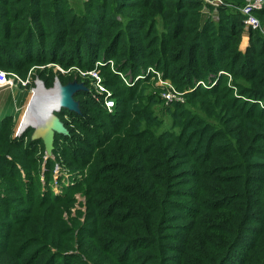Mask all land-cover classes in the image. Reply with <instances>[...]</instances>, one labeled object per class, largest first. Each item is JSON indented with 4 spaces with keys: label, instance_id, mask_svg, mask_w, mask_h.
Masks as SVG:
<instances>
[{
    "label": "trees",
    "instance_id": "1",
    "mask_svg": "<svg viewBox=\"0 0 264 264\" xmlns=\"http://www.w3.org/2000/svg\"><path fill=\"white\" fill-rule=\"evenodd\" d=\"M223 1L226 5L218 7V21L209 17L203 22V8L205 5L212 6L202 0H123L121 14L127 17L124 28H120L124 23L117 13L88 15L82 26L86 22L92 23L90 29L86 28L91 31L88 36H96L98 39L85 41L88 45L93 43L92 48L97 47V52L84 55L77 42V56H86L87 60L86 63L77 64L76 59L66 57L73 48H66L57 42L41 43L39 39L33 41V38H39V34L43 32L40 29L37 30L38 33L34 32L35 27L41 28L43 25L40 22L41 16L36 17L35 9L39 11L42 8L39 2L28 0L29 3L17 7L21 0H0L1 68L20 70L26 61L36 57L31 53L37 45L36 50L41 52L43 59L59 61V64L68 68L79 65L84 69H93L97 61L106 63L115 58L119 70L124 61L123 73L128 74L131 70L133 78L145 76L127 84L120 74L112 71L109 64L98 66L102 69L101 72L109 70L125 93L122 98L115 95L118 99L113 112L104 111L100 107L103 117L108 120V130L106 127L94 128L86 141L88 145L85 152L93 149L89 153L90 158L83 162V166L87 164L90 167L89 176L65 188L70 194L81 193L87 198L89 207L93 209L90 215L96 223V229L89 237L94 238L97 244L101 240L110 239L112 244L105 248L113 256H122L123 263L119 261L121 264H134L139 260L138 264H166L170 261L169 252L175 250L183 253L177 260L178 264H189L187 262H193L195 257H199V261H194L195 264H213L217 260H220L217 264H226L230 259L229 264H264V231L258 229L261 226L264 228V165H257V155L264 156L261 143L264 140V106L261 104L264 102V36L257 30H251L249 45L242 51L240 41L242 33H245V22L239 8L245 4V0ZM87 4L94 8L93 3ZM47 6L48 12H51H47V16L55 13L57 21L60 20L59 23L62 24L56 25L57 29L68 26L65 19L60 17L63 15L56 13L63 8L61 5L50 2ZM124 9L128 13H123ZM104 10L106 9L103 8ZM78 16L80 13L73 14L74 19ZM257 16L264 21V9L258 11ZM26 19L29 22L24 26L17 24ZM69 20L70 23L73 22L72 18ZM133 27L142 30L143 35L139 31L133 34L130 31L126 42L124 31ZM13 28L17 33H13ZM13 38H16L15 43ZM23 41H26L28 49L21 46ZM122 41L124 43L120 45ZM119 46L122 47L118 50ZM123 54H126V58L121 61L117 56ZM139 58L141 62L138 61ZM149 67L162 70L165 78L172 77L181 91L189 90L185 95L187 108L182 102L164 107L166 105L162 97L140 90L143 86L146 90L155 75L152 72L147 74ZM236 79L246 80L252 85L247 89H240L241 86L234 82ZM72 80L74 78L68 77L62 82ZM77 80L81 81L79 78ZM82 94L88 95L86 90L77 91L74 95L80 102L81 113L62 108L56 114L59 117L63 114L70 117L79 115L81 120H76L80 125L83 123L82 119H85L95 127L97 123L94 117H87L85 111H82L83 103L89 102L86 99L89 96L80 100ZM239 101L241 106L238 105ZM157 109L174 119L172 128L157 129L164 120ZM204 109L217 113L219 125L213 124L214 120L208 119L206 114L204 116L199 113ZM9 117L6 115L0 118V137L8 138V133L2 134L9 129L5 124ZM80 125L78 126L81 127ZM13 130L10 133L11 145L20 150L24 141L13 138ZM71 133V137H74L73 131ZM58 134H55L54 144L57 143ZM33 143L35 141L32 140L31 144ZM66 147H69L67 151L72 148L71 145ZM56 148L55 146V150ZM200 150L203 153L200 154ZM1 157L2 155L0 160L4 159ZM219 157L224 158L227 163L220 164L216 161ZM258 168L262 170L259 172ZM29 174L30 171L28 177ZM20 178L17 179L19 187L24 183L36 185L35 179L24 181ZM222 183L225 186L216 188L217 184ZM178 186L184 188L180 189ZM226 189L231 196L228 204L232 203L234 207L217 204L218 200L226 199ZM23 194L29 200V205L41 204L30 198V190L23 191ZM180 195L191 200V206H188L199 215L216 213L227 207L240 212L239 216L242 217L238 221L241 222L244 218L246 223L249 219L245 218L255 213L251 211L258 206L257 214L261 215L258 218L259 227L249 229L243 221L239 231L233 230L231 234L242 238L251 231L258 233L260 240H255L250 247V254L244 250L233 254L234 248H226L225 245L216 243L215 239L207 240L201 236L195 239L196 223L190 222L187 223L190 238L183 242L184 247L169 245L164 240L162 230L172 217L170 205L174 203L173 197ZM2 197L5 196L2 194ZM69 198L74 199L63 196L58 200L67 202ZM7 199L0 197V252L8 249L19 257L10 259L11 264H58L57 256L63 255L52 252L48 245L50 239L47 238V221L42 230L33 229L32 232L35 233H32L26 228L30 221L27 210L23 209L26 213L21 215L15 207L18 202L14 200L7 203ZM114 205L120 208L121 213L109 212L113 211ZM100 207H108L109 210L97 212ZM111 220L121 225L128 223L127 229L121 228L117 235L110 236L111 229L107 222ZM221 231L223 234L228 233L223 228ZM72 233L73 231L66 230L65 234ZM63 236L59 235L60 238ZM29 244L36 247L24 259ZM133 244H136L133 248L135 255L130 257ZM254 250L258 251L256 257L252 258ZM216 251L218 258L215 259ZM82 253L87 256L76 253L70 255L76 256V259L71 260L68 259L70 256H64L61 264H102L96 257H88L87 251ZM129 259L133 262H129ZM143 259L145 262L141 263Z\"/></svg>",
    "mask_w": 264,
    "mask_h": 264
},
{
    "label": "rangeland",
    "instance_id": "2",
    "mask_svg": "<svg viewBox=\"0 0 264 264\" xmlns=\"http://www.w3.org/2000/svg\"><path fill=\"white\" fill-rule=\"evenodd\" d=\"M36 1L39 2L40 5H42L41 6L42 8H39V11H37L36 9L35 11H36V17L41 16L40 22H42L43 25L40 26L38 24L41 28L35 27L34 32L38 33L37 30L39 29L43 32L42 34L41 33L39 34V38H33L34 39L33 41H37V39H39L41 43H47L48 41L51 43L57 42V44L63 45L66 48L67 47L73 48L70 49L71 53L66 54V57L71 56V58L76 59L78 61L77 64L86 63L87 61L86 56H81V57L77 56L79 51V48H76L77 42L82 47L80 51H82L84 55H86L87 53L95 54L97 52V47L92 48L93 43H90L89 45L86 43V41H89L90 39H98L96 36H88V34L91 31L87 30L86 28L90 29L92 23L88 24V22H86L82 26V24L86 21L84 20L86 16L104 14L105 12H108L110 14L117 13L118 18H121L122 22L124 23V25L120 26V28H124L126 26L125 23H127V17L121 14V8L124 7L121 5V1L123 0H36ZM134 1H138V0H134ZM202 1L212 6V8L208 6H205L203 8L202 10L203 22L206 21L207 18L209 17L214 21H218L219 10L217 7H220L222 5L225 6L226 4L224 3V1L223 3H218V4H214V3L211 4L210 1L212 0H208L209 3L206 0H202ZM50 2H54L56 5H61L63 7L61 10H57L56 13H61L63 16L60 17L65 19V23H68V26H66L64 29H57L56 25L60 26L62 24L59 23L60 20L57 21L55 17V13L52 12V15L47 16V12L49 10L47 5ZM27 3H29L28 0H21V2H18L16 6L22 7L24 4ZM87 3H93L94 8L88 7ZM103 8H105L106 10L103 11ZM74 13H80V16L74 19L73 17ZM123 13H128V10L124 9ZM25 14L27 13L25 12ZM70 18L73 19L72 23H70L69 20ZM28 22L29 20L26 19L25 21H18L17 24L24 26ZM30 24H32V22H30ZM28 26L30 25H27V27ZM14 29L15 28H13V33H17L15 32L16 30L14 31ZM130 31L131 34L137 33V31H139L141 32L140 35H143L142 30L137 29V27L126 29L124 31L125 32L124 37L126 35V39H125L126 42ZM22 32L23 31H21V33ZM24 33H27V31H25ZM48 33L51 34L48 35ZM249 35L250 32L249 34L242 33V37L240 41L241 44L242 42H244L243 40L245 39L246 36L249 37L248 40L250 42ZM15 39L14 38L12 39L14 40V43L16 42ZM30 41L32 40L30 39ZM121 43L122 44L120 45H123L124 41H122ZM241 44H240V49L242 50ZM21 46L24 49H28V46L26 45V41H23ZM87 47L89 48L87 49ZM121 47L122 46H119L118 50L121 49ZM242 47L244 48V45ZM10 48L12 50V47ZM33 49L35 51H33L31 54L35 55L36 57L26 61L25 65L20 70L7 69L2 67L3 70L9 73V76L14 77L15 79L12 84L6 85L4 87H0V118L6 115L10 116L8 120H6L5 122V124L9 127V129L2 134L4 135L5 133H8V138L0 137V155L4 157V159L0 160L1 162L0 163V197L1 198L7 197L8 198L7 203L13 202L14 200L17 201L18 203L15 204L16 205L15 207L18 208L17 212L21 213V215L22 213H26L24 211L27 210V212L29 213L28 215H30L29 218L30 221L26 225V228L31 230V232L33 229L36 231L42 230L44 227V222L47 221L48 224V227H46L47 238L50 239L49 240L50 243L48 245L51 247L52 252L59 253L58 255H60L61 253L63 255V256H57L58 264L62 263L64 256L75 255L76 253L83 254L82 253L83 251H87L88 257L90 256V258L96 257V260L102 264H121L119 263V261L122 259V256L120 255L113 256L110 254L109 250L105 248L106 245L108 246L110 245V243L112 244V241L110 239L108 241L106 240L107 244L106 241L101 240L102 243L101 245V243L97 244L98 242L94 238L89 237L91 233H94L96 229V223L94 218L90 215L93 209L89 207L87 203V198L81 193L70 194L66 191L65 188L73 186L89 176L88 172L90 171V167L87 164H84L83 166V162L90 158L89 153H91L93 149L92 150L87 149L88 152L87 153L85 152L86 147L88 145L86 141L88 138L91 137L92 130H94V128L105 129L106 127L108 130V126H107L108 120L103 117V114L100 112V109L102 108L104 111L107 110L108 112H113L115 108V104L114 107L109 106L108 102L113 100L115 103L118 99V98L116 99V97L119 96L120 98H122L125 93V91L120 88V85H118L119 83H116V81H114V78L112 75H110L109 70H105L101 72L102 69L98 68V66L100 64L101 65L109 64L112 71L120 74V76L126 81L127 84H130L131 81L134 82V80L136 81L138 79H141V77L137 76L136 78H133L132 75L130 74L131 70H129L128 74L123 73L125 71H122L123 63H124V61L122 60H125L126 54H123L122 56L119 55L117 56V58L122 61L120 65L121 66L120 70L117 68L115 58H113V60L107 61L106 63H104L103 61H97L96 66L93 69H84L79 65H73L68 68L62 64H59V61L56 62L50 58L43 59L41 57V52L39 50H36L37 45H35V48ZM124 52L125 51H123V53ZM73 55H75L76 57H72ZM138 61L141 62L142 60L139 58ZM159 72L160 75L153 76V79L155 78V80L153 79L151 80V82L149 83V87L146 90L144 86L143 88L140 89L143 93L145 91V93H151V94L153 93L163 98V95L168 93V88H171V86L181 91V89H179L176 86V83L174 82L172 77L167 76L165 78L163 71L160 70ZM57 75L60 76L62 80L68 77H72L74 79L79 78L81 81H83L84 85L87 87L86 91L88 95L82 94L80 96V100L89 96L88 98H86L87 100H89V102L83 103L82 111H85L87 117H94L97 124H95L94 125L95 127H93L91 126V124L87 123L85 119H82L83 123L82 125H80L78 121L81 120L79 115L70 117L68 115L63 114L60 118L67 127L68 133L58 134L56 138L57 143L54 144L53 154L47 158V153L43 140L32 139V136L35 133V129L32 128L31 126L30 129L27 128L28 130L25 129L24 131H21L17 129V125L20 119V115L24 110V106L27 103H29V101L32 100V97L37 95L38 93L37 91H39L37 89L39 87V84L41 83L42 85H44L46 90L48 88H52L54 86L55 76ZM175 80L177 79L175 78ZM234 82L235 84L241 86L239 87L240 89H247L252 85L248 81L242 79H236ZM36 89L37 91H35ZM79 91H83V90H79ZM237 91L239 90H236V92ZM43 95H45V93ZM241 99H242L241 101H244L243 98ZM185 100L187 101L186 96H185ZM241 101L238 102L239 106H241ZM175 103L167 102V100L164 99V104L166 105L164 107H170L172 104L174 105ZM182 103H184L185 105L184 107H186V102L184 101ZM261 104L264 106V102H262ZM199 113L204 116L206 114L207 115L206 117L208 119L214 120L213 124L219 125L217 113L211 111L208 112L206 109L201 110ZM158 114L161 117H164V120L163 123L157 126V129L172 128V121L174 124V119L172 120L171 116L168 113L163 114L161 110H158ZM78 125H80L81 127H79ZM12 130H13L12 132L13 138H18V140L24 141L23 142L24 145L20 150L16 149L15 146L11 145L10 133ZM71 131H73L75 135L74 137H71L72 134ZM32 140L35 141V143L31 144ZM261 141L264 149V140ZM65 145L72 146L70 151H67L69 147H66ZM55 146L57 147L56 150H55ZM201 153L203 152L200 150V154ZM257 157H258L257 165H261L262 167L264 165L262 164L264 162V156L257 155ZM216 161H218L220 164L227 163L225 159L221 157L216 158ZM260 170L262 169L258 168L257 171L260 172ZM29 171L31 172V174H29L30 176L28 177ZM82 171H85L86 173ZM19 175L21 176V178ZM19 178L20 180H24V181L35 179L36 185L30 186V185H25V183L21 184V182H19L21 184V186L19 187L17 183L18 181L17 179ZM210 183L213 182L210 181ZM222 184H217L216 188H221L225 186L224 183ZM178 188L183 189L184 186H178ZM27 190H30V198L35 199L37 202H40L41 204H37L35 206L29 205V200H27V197L23 194V191L27 192ZM2 194L5 197H2ZM225 195L227 200L224 198L218 200L217 204L219 206L224 207L228 204V200L231 197L228 189H226ZM63 196L64 197L70 196L73 197L74 199L69 198L67 202L63 200H58L59 198H63ZM173 200L174 203L170 205V212L172 214V217L170 218L168 225L164 226L162 230V233L165 237L164 240L165 242H168L169 245H174L175 247H179V248L184 247L185 243L183 242L186 241L187 239L189 241L190 238V234H189L190 228L189 225L187 224L190 222L196 223L195 224L196 230L194 232L195 239H197L199 236L204 237L207 240L215 239L216 243L217 242L221 243L222 245H225L226 248L229 249L230 247L234 248L233 254L238 253L241 250H244L246 253L249 252L250 254V247L253 245L255 240L257 239L260 240L258 233H251V231L245 234V236H243L242 238H239L237 236H232L231 231L233 230L239 231L242 222L244 221L246 223V221L243 220L244 218L241 220V222L238 221L242 217L239 216L240 212H235L227 208V207H234L232 206V203L228 204L226 208H221L216 213L208 212L207 214H204V216H202L203 213L199 215L195 213L193 208L188 206V205L191 206V200L189 198L180 195V196H176V198L173 197ZM8 205L9 204H7L6 207H8ZM112 208L113 211H109L110 213L113 214L121 213L119 207H116L114 205L112 206ZM106 209L109 210L108 207L107 208L100 207L97 208V212L100 211L104 212L106 211ZM258 209H259L258 206L255 207L251 211V213L253 212L255 213L249 214V216L245 218V219H249V221L245 224V226L248 227L249 229L251 227L254 229L259 227L258 218H260L261 215L257 214ZM12 217H10V219H12ZM107 223L109 224V228L111 229L110 236L117 235L118 231L121 228L127 229L128 226V223L121 225L119 222H116L114 220H111L110 222ZM6 224H4V226ZM13 228L15 229V226ZM221 228L226 229L228 233L223 234ZM258 229L264 231V228L262 226ZM66 230L73 231V233L67 235L65 234ZM61 234L64 235L63 238L59 237V235ZM80 234H82V237L80 236ZM115 245L122 246L121 244H115ZM135 245L136 244H133L131 246L132 251L130 257L135 255V251H133ZM35 247L36 246L30 244L28 245V252L25 253L24 259L28 257L29 253ZM257 251L258 250L252 251L251 253L252 258L256 257ZM182 254L183 253L178 250L169 252L170 261H167L166 264H178L179 262L177 260L180 259V257H182ZM83 255L87 256L86 254ZM217 255L218 252L216 251L214 254L215 259L218 258ZM176 256L178 258H176ZM47 257H49V255H47ZM18 258L19 257H16L14 252L12 251L9 252L8 249H5L4 251L0 252V264H11L9 261L10 259L15 260ZM197 258L199 257H195V259ZM68 259L69 260L76 259V256H70ZM195 259L194 261H199L198 259L197 260ZM230 260L226 264H229ZM194 261L193 262L188 261L187 263L195 264ZM219 261L220 260H217L213 264H217ZM129 262H133V260L129 259ZM139 262L140 260L136 263L135 262L133 263L138 264ZM142 262H145V260L144 259L141 260V263ZM208 264H212V263H208Z\"/></svg>",
    "mask_w": 264,
    "mask_h": 264
},
{
    "label": "water",
    "instance_id": "3",
    "mask_svg": "<svg viewBox=\"0 0 264 264\" xmlns=\"http://www.w3.org/2000/svg\"><path fill=\"white\" fill-rule=\"evenodd\" d=\"M87 87L84 85L83 81H78L74 79L63 83L61 78L57 75L55 76L54 86L48 88V92L45 96L38 99V103H42L46 99H52L55 106L51 109H47L43 104V111L40 110L42 114L41 125L34 124L32 127L35 129V133L32 139H42L45 145L47 158L53 154L55 134H67L68 129L65 126L61 118L56 114L60 112L62 108H67L70 111H75L77 113L81 112L80 102L75 99L74 95L79 90H86ZM39 112V111H38ZM47 125L46 130L44 127ZM20 130V129H19Z\"/></svg>",
    "mask_w": 264,
    "mask_h": 264
},
{
    "label": "built area",
    "instance_id": "4",
    "mask_svg": "<svg viewBox=\"0 0 264 264\" xmlns=\"http://www.w3.org/2000/svg\"><path fill=\"white\" fill-rule=\"evenodd\" d=\"M206 1L208 2V0ZM210 2L211 4L213 3L218 4V3H223V0H212ZM263 9H264V0H246L245 4L240 8V11L244 15L245 33L249 34L251 30H257L264 36V21H262L257 16V12ZM242 50L244 51L243 48ZM150 72H152L153 74L157 76L160 75V72L153 67H150L148 69L147 74H149ZM139 77L142 78L145 76L140 75ZM14 79H15L14 77L9 76V73L0 67V87H4L6 85L12 84L14 82ZM187 92H189V90L180 91V90H177L175 87L171 86V88H168V93L163 95V98L167 100V102H171V103L184 102L185 95ZM114 104L115 103L113 100L108 102L109 106L114 107Z\"/></svg>",
    "mask_w": 264,
    "mask_h": 264
},
{
    "label": "bare ground",
    "instance_id": "5",
    "mask_svg": "<svg viewBox=\"0 0 264 264\" xmlns=\"http://www.w3.org/2000/svg\"><path fill=\"white\" fill-rule=\"evenodd\" d=\"M249 37L246 36L244 39V42L242 44V46L244 45V50H246V46L249 44ZM37 89L39 91H37ZM35 91V93H37L36 96L32 97V100L29 101V103H27L24 106V110L20 115V119L18 121V125H17V129L24 131L25 129L31 127L34 124H38L41 125L42 120V114H40V110L43 111V104L46 106L47 109H51L55 106L54 102H52V99L49 100H45L42 101V103H38V99L40 100L41 97L45 96L47 93H49L48 89L46 90L44 85H42L41 83L39 84V87L37 88ZM45 93V95H43ZM43 95V96H41ZM39 111V112H38ZM47 125L44 127V130H46Z\"/></svg>",
    "mask_w": 264,
    "mask_h": 264
},
{
    "label": "crops",
    "instance_id": "6",
    "mask_svg": "<svg viewBox=\"0 0 264 264\" xmlns=\"http://www.w3.org/2000/svg\"><path fill=\"white\" fill-rule=\"evenodd\" d=\"M243 41H244V40H243ZM242 44H243V42H242ZM242 44H241V48H243V47H242ZM247 46H248V45H247ZM247 46H246V47H247ZM245 49H246V48H245Z\"/></svg>",
    "mask_w": 264,
    "mask_h": 264
}]
</instances>
